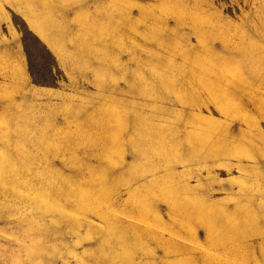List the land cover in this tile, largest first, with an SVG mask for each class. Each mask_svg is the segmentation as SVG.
<instances>
[{"label": "rangeland", "instance_id": "374dc122", "mask_svg": "<svg viewBox=\"0 0 264 264\" xmlns=\"http://www.w3.org/2000/svg\"><path fill=\"white\" fill-rule=\"evenodd\" d=\"M0 264H264V0H0Z\"/></svg>", "mask_w": 264, "mask_h": 264}]
</instances>
